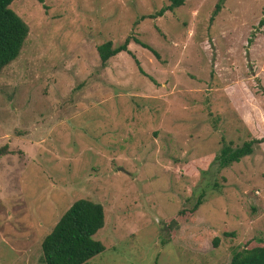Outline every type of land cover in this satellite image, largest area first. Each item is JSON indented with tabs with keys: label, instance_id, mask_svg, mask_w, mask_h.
<instances>
[{
	"label": "rangeland",
	"instance_id": "374dc122",
	"mask_svg": "<svg viewBox=\"0 0 264 264\" xmlns=\"http://www.w3.org/2000/svg\"><path fill=\"white\" fill-rule=\"evenodd\" d=\"M217 2L160 16L166 0L8 5L27 33L0 70V264H42V237L77 199L103 216L86 264H228L264 246V0L212 15ZM125 38L129 54L101 67L95 47ZM245 141L210 170L222 143Z\"/></svg>",
	"mask_w": 264,
	"mask_h": 264
},
{
	"label": "trees",
	"instance_id": "16d2710c",
	"mask_svg": "<svg viewBox=\"0 0 264 264\" xmlns=\"http://www.w3.org/2000/svg\"><path fill=\"white\" fill-rule=\"evenodd\" d=\"M12 1L0 0V70L16 58L27 33L25 24L8 8ZM36 1L42 2V0ZM166 2L167 5L159 9L155 13L156 16H160L166 10L170 11L181 6L184 0H166ZM221 2L222 0H218L214 5L212 15L218 11ZM148 18L152 17L149 16ZM260 23L261 21L258 22V24ZM130 40L157 58L156 53L151 48L135 38ZM128 41L129 39L125 38L115 47H111L109 41L97 45L95 51L99 65L104 66L108 58L119 52L129 54L126 50ZM131 58L137 65V61L133 57ZM137 68L140 71L139 67ZM253 142L245 141L234 148L222 143L218 153L213 156L212 164L215 166L210 170L213 171L236 163L251 152ZM201 198V193L195 197L188 209L189 213L193 212L200 204ZM102 218V210L99 204L84 199L73 201L59 216L50 231L42 237L39 243L41 263L86 264L88 259L99 254L103 249L101 243L92 238L94 233L101 228ZM228 264H264V246L234 251Z\"/></svg>",
	"mask_w": 264,
	"mask_h": 264
}]
</instances>
